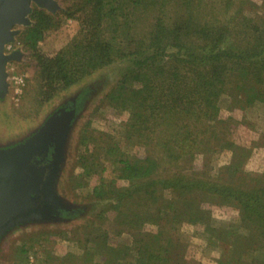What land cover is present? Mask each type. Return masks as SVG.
<instances>
[{
	"label": "trees",
	"instance_id": "obj_1",
	"mask_svg": "<svg viewBox=\"0 0 264 264\" xmlns=\"http://www.w3.org/2000/svg\"><path fill=\"white\" fill-rule=\"evenodd\" d=\"M62 2L60 10L35 7L32 23L19 36L35 67L27 78L35 97L47 102L113 67L119 75L102 104L126 115L121 136L133 148L124 149L114 133L94 128L88 119L68 184L78 189L98 176L86 196L98 205L94 219L71 231H34L18 246L17 264H26L24 255L37 245L44 253L41 264H203L186 255L180 237L186 224L204 227L213 241L218 237L230 245L231 254L222 253L218 264H264L257 253L264 249V176L243 170L253 149L233 138V119L221 116L219 103L225 95L233 109L264 103V0ZM70 18L79 22L76 35L55 53L42 50L48 32ZM209 144L232 151L216 176L191 174L179 164L200 151L210 156ZM109 164L112 177L105 175ZM207 202L237 207L249 233L232 237L230 228L214 226ZM127 232L132 241L119 240ZM61 238L81 250L58 254ZM240 250L256 252L248 260Z\"/></svg>",
	"mask_w": 264,
	"mask_h": 264
},
{
	"label": "rangeland",
	"instance_id": "obj_2",
	"mask_svg": "<svg viewBox=\"0 0 264 264\" xmlns=\"http://www.w3.org/2000/svg\"><path fill=\"white\" fill-rule=\"evenodd\" d=\"M256 1L260 4L263 2V0ZM57 3V10H60L63 2L57 0ZM35 7L46 8L37 4L34 5ZM250 13L253 14V12ZM26 26L28 25H17L15 27V39L5 46L6 54L13 55V58L6 67L7 89L4 94L0 95V159L3 154L15 155L14 153L17 154L27 146L38 144V141L43 139L44 131L51 119L56 115L61 116L64 125L60 143L61 153L57 158V169L50 186V193L56 196L59 206L49 219L22 222L7 227L0 236V264H17L18 246L24 243L27 238L29 239L34 231L37 232L42 227L71 231L88 219H94V214L97 212L94 209L96 204L89 202L90 200L86 196L96 185L99 180L98 176L93 177L89 186L78 189H73L72 185L68 184L78 156L84 149V146L80 144L79 134L88 119L92 118L94 128L114 133L117 138L122 140L124 149L133 148L125 142L127 138L121 136L127 120L126 115L117 113L114 107L102 104V98L107 92L109 84L114 82L119 75L118 70L113 67H107L94 76L88 77L81 84L59 92L47 102H38L33 92V81L31 79L29 82L27 79L34 75L35 67L32 66L33 62L29 58V53L19 39ZM78 29L79 22L76 19H67L63 26L48 32L45 39L40 43L42 50L50 54L55 53L76 35ZM17 76L25 77L23 85L17 81ZM19 86L23 87L24 92L17 93ZM25 88L28 89L25 91ZM28 90L30 93H27ZM231 100L228 95L219 100L222 107L221 116L233 119V138L253 149V153L246 165L243 166V170L245 172H257L256 174L264 176V103L257 101L248 104L246 109L238 107L233 109L230 106ZM96 107H99L97 112H95ZM241 120L243 121L240 122ZM197 143V146L204 148L205 143H201L200 140ZM220 145H208L212 146L210 156H207L205 151H200L193 161L184 158L179 164L186 165L185 170L191 174L194 172L204 174L207 171V174L216 176L219 167L223 163L230 162L232 158V151H222L219 148ZM137 149L143 154L140 147ZM109 165L105 175L112 177L114 176L113 166ZM164 195L171 197L169 191H165ZM206 206L213 212L214 226L230 228V236L232 237L238 232L249 233V227L241 224L240 211L237 207L232 205L227 207L214 206L209 202ZM166 210L169 212L171 208L168 207ZM148 228L153 227L151 225ZM180 237L185 243L186 255L191 260L195 258L203 264H218V259L222 253L231 254L230 245L218 237L213 241L210 238V233L204 231V227L186 224L180 232ZM119 240L131 242L132 235L129 232L124 233ZM259 249L258 255H264V249L261 247ZM56 250L58 254H64L70 250L80 251L81 249L75 242L61 238ZM246 250H240L239 255L252 260L256 251L243 252ZM20 252L19 255L23 253ZM24 256L28 258L26 264H41L44 253L37 245Z\"/></svg>",
	"mask_w": 264,
	"mask_h": 264
},
{
	"label": "water",
	"instance_id": "obj_3",
	"mask_svg": "<svg viewBox=\"0 0 264 264\" xmlns=\"http://www.w3.org/2000/svg\"><path fill=\"white\" fill-rule=\"evenodd\" d=\"M57 10V0H0V95L7 89V63L13 55L6 54L5 46L15 39L17 25H30L34 5ZM62 117L56 115L44 131L38 144L19 152L3 154L0 159V236L10 225L49 219L59 203L50 193L60 143ZM64 126V125H63ZM61 127V128H60ZM54 147L53 160L41 165Z\"/></svg>",
	"mask_w": 264,
	"mask_h": 264
},
{
	"label": "flooded vegetation",
	"instance_id": "obj_4",
	"mask_svg": "<svg viewBox=\"0 0 264 264\" xmlns=\"http://www.w3.org/2000/svg\"><path fill=\"white\" fill-rule=\"evenodd\" d=\"M54 153V151H50L49 152V154H48V156L44 159V158H40L39 157V160L41 159V162H40V164L41 165H46V164H50L51 163V161L53 160V154Z\"/></svg>",
	"mask_w": 264,
	"mask_h": 264
},
{
	"label": "built area",
	"instance_id": "obj_5",
	"mask_svg": "<svg viewBox=\"0 0 264 264\" xmlns=\"http://www.w3.org/2000/svg\"><path fill=\"white\" fill-rule=\"evenodd\" d=\"M18 78H17V81L20 83V84H24V82H25V77H22V76H17ZM23 92V87H21V86H19L18 88H17V93H22Z\"/></svg>",
	"mask_w": 264,
	"mask_h": 264
}]
</instances>
